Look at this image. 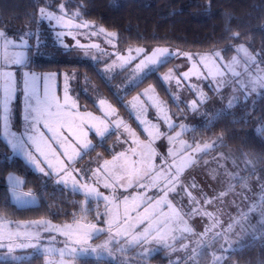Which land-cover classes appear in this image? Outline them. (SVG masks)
<instances>
[{
  "label": "snow or ice",
  "instance_id": "snow-or-ice-1",
  "mask_svg": "<svg viewBox=\"0 0 264 264\" xmlns=\"http://www.w3.org/2000/svg\"><path fill=\"white\" fill-rule=\"evenodd\" d=\"M60 7L62 9L63 5ZM39 13L40 21L47 20L53 23L54 27L86 29L91 26L86 22L73 24L71 20H65L63 16L57 15L55 12H46L44 8H40ZM24 35L38 34L26 32ZM55 35L62 48H69V44L64 42V37L72 36L71 31H57ZM108 35L114 38L116 34L109 33ZM238 36L239 34H235V38ZM20 39L21 43L16 44L8 38L5 31H0V120L3 122L5 135L12 137V148L19 151L39 173L49 178L55 177L57 184L82 193L85 202L94 200L99 204L100 201H103L104 211L102 213L98 211L97 215L107 217V226L101 228L93 223L85 224L81 222L82 218L77 219L74 216L72 224L55 225L50 221L43 220L29 222L23 232L3 228L0 229V250H4V253H0V260L10 258L17 249L27 248L43 252L49 257H59L58 260L50 259L48 264H70L72 258L89 253L96 256L104 253L112 255L111 246H117L120 252H124L126 246L133 245L141 247L143 252L150 244L163 245L165 248L175 250L170 241H176L178 238L183 240L184 234L192 232V229L184 220L181 211L169 200V196L174 194L173 199L179 198L177 203L187 196L189 205L185 215L200 214L198 208L192 207L198 204L196 197L192 196L191 192H187L185 183L181 179L183 169L194 161L190 157L180 158V153L173 155L171 148L163 154H158L153 145L158 139L166 140L169 144L173 143L183 131L187 130V126L182 123H171L170 116L162 107L163 101L149 95V93L155 92L153 86H149L134 96L131 101H128V106L133 109L135 119L140 124L147 125L148 121H141L140 116H146L147 109L151 107L155 109L159 119L165 122L169 129L175 131V128L179 127L181 132L168 135L161 132L159 125L156 124L151 125L155 131L145 127L147 139L140 140L131 126L119 118L116 109L110 104H106L104 100L99 101L98 110L101 115H95L88 111L80 112L77 104L68 94L67 74L64 78V94L61 100L55 90L57 73L37 74L31 70L24 71V69L31 68V49L35 48V54L41 55L40 48L44 45L38 38L31 46L23 37ZM108 43L110 44L111 40ZM10 48L21 50L9 51ZM75 48L84 49V54L88 55L89 48H99V45H83L77 40ZM235 50L238 55L231 58L225 69H221L216 64V60L220 59L219 53L214 56H199L198 60L201 66L209 69L208 74L213 79L225 76L226 72L230 73L234 79L226 80L225 83L235 85L242 92L254 91L256 88L264 89V76H254L253 65L256 63V57L248 52L243 44ZM131 51H136L137 56H132ZM241 53L242 56L239 55ZM173 57L192 60L190 53L174 52L166 47H155L150 50H130L128 56L120 57L122 61L120 67L125 69L130 67L133 61L139 60L132 71L140 73L138 79H142L152 73L158 74V68ZM241 60H243V64ZM209 62L211 67H209ZM16 66L19 67L13 71L12 69ZM236 67H240L241 71H236ZM176 71L179 69L177 68ZM172 72L173 70L170 69L162 79L164 81L172 79ZM191 76L207 79L203 73L199 72L197 63L193 61L192 68L175 79L177 88L181 87L182 80L187 81ZM189 87L198 89L197 85ZM18 92L24 97V111L26 112L24 116L26 127L20 135L11 131L14 116L13 105ZM199 94L203 98V93ZM141 96L146 97L151 103L146 105L141 101ZM231 103L229 101V105ZM191 107L193 110H197L195 100L191 102ZM113 129L122 130L125 138L118 142L124 150L112 154L111 159H103L98 154L94 160H89L87 164L82 163L84 158L95 151L97 147L90 137H98L103 140L112 133ZM184 147L189 148L191 145H184ZM211 147L210 144L204 145L205 149ZM201 150L200 146L196 145L195 151ZM158 158L161 160L159 165L155 163ZM101 160L102 163H100ZM93 162L98 165L95 169L90 166ZM233 164L236 168L239 167L235 161ZM225 174L231 178L232 174L227 172ZM234 175L241 182L242 191L239 195L242 202L246 201L244 207L247 210L236 205L238 218L229 216L226 228L213 217L212 213L203 212V215L213 217V223L205 228L203 234H200V239L196 241L197 245H207L209 240L206 237L211 234L213 240H224L227 244V248L224 244L220 245L221 251L233 250V242L227 239L229 233L239 236L240 233L247 235L251 232L255 238L257 229L251 222L253 216L259 217V231L264 233V178L258 182L259 196L256 194L244 196L243 192L247 190L244 177L239 176L235 169ZM8 179L12 181V192L18 201L24 204L35 203L37 197L32 191L20 190L19 186L23 181L12 175H9ZM82 180L83 183H81ZM184 180L186 181L187 177H184ZM98 186H102L109 195L100 191ZM189 187L198 190L205 203L212 202L202 189H197L194 183ZM228 188L234 192L231 183L228 184ZM223 196L224 193H220L217 198ZM121 205H123L122 212ZM165 207L169 209L168 212L163 211ZM29 228L35 230H27ZM45 233L49 234L47 239H45ZM52 233L59 234L63 240L57 241L56 235H52ZM102 233L107 234V240L93 247L89 242L98 238ZM19 240L25 242L18 243ZM57 243H62L63 247H56ZM183 247L186 249L188 246L184 245ZM66 256L69 258L67 261L64 259ZM15 259H20V257ZM221 260L223 257H214V264ZM121 264L124 262L122 261Z\"/></svg>",
  "mask_w": 264,
  "mask_h": 264
},
{
  "label": "rangeland",
  "instance_id": "rangeland-1",
  "mask_svg": "<svg viewBox=\"0 0 264 264\" xmlns=\"http://www.w3.org/2000/svg\"><path fill=\"white\" fill-rule=\"evenodd\" d=\"M61 5L63 8L61 9ZM46 12H55L57 15H61L65 20H71L73 24H82L88 23L91 25L86 29H62L59 27H54L53 23H50L47 20L38 21L39 25L36 28L24 29L21 32L9 31L7 29L0 28V31H5L9 39H12L16 44L21 43V37L24 40L28 41L29 46L35 44L36 39L38 38L41 43H49L50 41L54 44L60 46L59 41L56 39L55 33L57 31H71L72 36H65L64 42L69 44V48L66 50H72L78 55H81L86 58V60H91L94 63H101L99 66L100 74L110 83L113 91L116 92V95L119 97V103L123 101L122 106L119 103H114V101L108 97L106 94L100 91L99 83L95 80L92 81L89 74L81 71L80 69H61V70H32L24 69V71H33L37 74L54 72L57 73L55 90L56 94L63 99L64 94V78L65 74L68 76V94L72 100L78 106L80 112L88 111L92 112L95 115H101V112L98 110L99 101L104 100L106 104H110L119 114V118L122 119L127 125H130L131 128L137 133V136L140 140L147 139V132L144 131V128L147 127L151 131L155 129L151 128V125H159V130L161 132L167 133L168 135H175V132H181L179 127L175 128V131H172L168 128L167 124L159 119L154 108L149 107L147 109L146 116H140V120H147L148 124L143 125L137 121L133 114V109L128 106V101H131L134 96H137L144 89L149 86H153L155 89L154 93H149L158 98L159 101H163L162 107L168 113L171 118V123L173 124H184L187 126V130L181 133V136L169 144L166 140L158 139L154 143V147L157 150L158 154L165 153L169 148L173 150V155L180 153V158L190 157L194 163L190 164L188 167L183 169L182 172V182L185 183L187 192H191L192 196L196 197L198 204L193 205L192 207L198 208L200 214L192 215L185 213L188 212L189 199L187 196L177 203V199H173L174 194H170L169 200L172 204L181 211L184 220L187 221L188 226L192 229V232L184 234L183 240L177 239L176 241H170L174 246V249L165 248L163 245H154L150 244L147 246V249L142 252V248L138 246H126L124 252H120L117 246H111L113 250L112 255L106 253L96 256L94 254H87L84 256H77L71 259L70 264H79L81 258L85 257H99L115 260L118 264H121L123 261L124 264H214V257H223V260L216 262V264H233L229 258V255L233 250L243 246L247 243L249 237H253L252 233L249 232L247 235L240 233L239 236L228 234L227 239H230L233 242V250L230 251H221L220 245L224 244L227 248V244L224 240L216 241L211 238V234L206 237L209 240L207 245H197L196 241L200 239V234L204 233V217L203 212L211 209L216 210L222 215L221 224L224 227H227V222L229 216L237 217L236 205H239L241 209L247 210L244 207L245 202L241 201V196L239 195L242 191L241 182L235 177L234 169L238 172L239 176L244 177V182L247 184V190L243 192L244 196H249L256 194L259 196V181L264 178V174L260 169L256 167V162L249 156L247 151L236 150L225 144V140L221 136H215L209 138L204 132L208 133V125H210L212 118L217 116L222 112L229 111L233 109L238 104L245 103L246 101L255 102L259 97L264 94V89L256 88L254 91H241L235 85H230L225 83L226 80L234 79L230 73L225 74L223 77H216L213 79L210 76L209 69L201 66L200 61L198 60L199 56H214L216 53H219L220 59L216 60V64L221 68L225 69V66L228 65L232 57H236L238 53L236 48L243 44L248 52L252 53L256 57V63L253 65L254 76H264V49L262 48H253L248 42L242 41L234 46L233 50L230 51L224 47L215 48L212 50H183L175 46L170 45H156V46H142V45H120L118 40V33L114 29H110L100 23L99 21L87 18L82 16V12L78 7L71 8L69 7L67 0H58L56 3L52 1L50 5L42 6ZM40 15V13H39ZM45 24L50 28V33L46 32L47 29ZM103 29V31H101ZM37 33L38 35H28L25 36V33ZM115 33V37H111L108 34ZM44 36V37H43ZM83 45H99V48H89L88 55H85L84 49L75 48L76 41ZM111 40L109 44L108 41ZM155 47H166L171 51H179L180 53H190L192 54V60H188L182 57H173L169 58L166 64L158 68V74L154 79L144 82L145 78L138 79L140 73H134L132 71L135 68V65L139 63V60L132 62L130 67L121 69L120 65L122 61L120 60L121 56H128L130 50L135 49H152ZM35 49V48H34ZM19 51L21 49H9V51ZM36 50V49H35ZM132 56H137L136 51H131ZM242 56L243 54H239ZM195 61L198 65L199 72L203 73V76H206L207 79L197 78L196 76H191L187 81H181V87L177 88L175 84V79L181 77L183 72H187L192 68V62ZM243 64V60H241ZM251 63V62H250ZM19 66L14 67L12 70L16 71ZM209 67L211 64L209 62ZM179 71H176V69ZM172 69V79L169 81H164L162 77ZM236 71H241L240 67H236ZM214 71V69H213ZM19 72L17 75L19 76ZM75 74V75H73ZM190 85H197L198 89H191ZM203 93V98L199 93ZM195 100L197 102V110H193L191 107V102ZM141 101L146 105L151 103L146 99V97L141 96ZM231 101V105H229ZM14 116H13V126L11 131L20 135L24 132L26 127V122L24 116L26 112L24 111V97L18 92L17 99L14 101ZM175 113V115H174ZM138 114V113H136ZM207 119L211 121H206ZM204 124L205 127H204ZM0 134L5 138L8 144L11 147V151L15 155H19L25 159V157L17 150L12 148V137L6 136L3 128V122L0 120ZM93 140L94 144H97L95 151L91 152L89 156L85 157L82 163L87 164L89 160H94L97 155L103 157V159H111L112 154L116 152L123 151L124 148L118 142L124 140V135L122 130L117 131L112 130V133L106 138L101 140L98 137H90ZM182 142V143H181ZM205 144L212 145L211 148H204ZM184 145H191L189 148H185ZM196 145H199L202 149L201 151H195ZM171 159V157H169ZM26 160V159H25ZM27 161V160H26ZM233 161L236 162V166L233 164ZM28 162V161H27ZM103 161L101 160L100 163ZM155 163L157 165L161 164V160L156 159ZM32 166V165H31ZM91 168L95 169L98 165L93 162ZM33 167V166H32ZM37 172L38 170L33 167ZM232 174L231 178L225 173ZM41 174V173H40ZM12 175L19 178L23 181L20 184V190L24 192L32 191L37 199L35 203L24 204L18 201L13 192H12V181L8 179V176ZM45 178H49L41 174ZM184 177H187V180H184ZM52 182L55 185H58L55 181V177H51ZM79 179V178H78ZM7 181L10 186V197L11 200L21 206L26 205H35L39 203V195L32 189L25 187V178L16 171H9L7 174ZM84 181L82 180L81 183ZM195 184L197 189H202L203 192L207 195L208 199L212 201L211 203H205L204 200L200 197V192L194 190L192 187H189L190 184ZM231 183L234 187L233 190L228 188V184ZM64 186V185H60ZM67 187V186H65ZM100 191L104 192L105 195H109L102 186H98ZM68 188V187H67ZM70 189V188H69ZM179 191V188L177 189ZM220 193H224L223 197H219ZM235 193V194H234ZM94 202L95 206L99 207L97 212L104 211V203L100 201L97 204L94 200H89ZM88 202H85L86 205ZM183 205V207H182ZM121 212L123 211V205H121ZM142 210V209H141ZM94 211L92 213H94ZM163 211L168 212L169 209L165 207ZM82 218V219H81ZM238 218V217H237ZM82 223H93L98 227H106L107 217L98 216L94 220L87 219L84 217H79ZM50 221L55 225L63 224H72L73 220L70 222H54L50 218H36V219H26V220H17L10 217H1L0 218V229L7 228L12 231L19 230L21 232L26 230V225L31 221ZM259 217H252V224L256 227L257 232L255 237H260L264 233L259 231L260 225L258 223ZM35 230V229H27ZM221 230V229H217ZM113 231H115L113 229ZM49 234L45 233V239ZM56 235L57 241H62L63 237L57 233H52ZM179 237V234H177ZM107 234L102 233L98 238H94L89 243L95 247L100 245L107 240ZM18 243H23L25 241L19 240ZM35 243V241H33ZM123 243V242H122ZM187 245L185 249L183 246ZM56 247H63L62 243H57ZM194 250V251H193ZM0 253H4V250H0ZM43 254L45 256L44 264H48L50 259H59V257H49L43 252L35 251L32 248L27 249H17L11 254V257L5 260H21L33 257L35 255ZM20 257V259H15ZM66 261L69 258L66 256L64 258Z\"/></svg>",
  "mask_w": 264,
  "mask_h": 264
},
{
  "label": "trees",
  "instance_id": "trees-1",
  "mask_svg": "<svg viewBox=\"0 0 264 264\" xmlns=\"http://www.w3.org/2000/svg\"><path fill=\"white\" fill-rule=\"evenodd\" d=\"M58 0H0V28L21 32L39 25V9ZM69 7L80 9L82 16L99 21L118 33L119 44L170 45L183 50H212L224 47L230 51L242 41L253 48L264 49V0H67ZM46 32L50 28L45 24ZM235 34H239L235 38ZM44 37V36H43ZM41 55L31 49L32 70L77 68L99 83L100 91L119 103L110 83L100 74L101 63L86 60L72 50L49 42L42 43ZM149 74L144 82L154 79ZM122 106V103H119ZM206 121H211L207 119ZM206 124H204L205 127ZM204 132L209 138L221 136L225 144L247 151L264 174V94L255 102L249 100L212 118ZM9 171L25 178V187L35 191L39 203L21 206L10 197ZM84 195L52 178H45L23 157L15 155L0 134V218L36 219L47 217L54 222H70L73 217L94 220L99 207ZM95 209V211H94ZM94 211V213H92ZM233 264H264V234L249 237L247 243L229 255ZM43 254L21 260H0V264H44ZM79 264H118L115 260L85 257Z\"/></svg>",
  "mask_w": 264,
  "mask_h": 264
},
{
  "label": "flooded vegetation",
  "instance_id": "flooded-vegetation-1",
  "mask_svg": "<svg viewBox=\"0 0 264 264\" xmlns=\"http://www.w3.org/2000/svg\"><path fill=\"white\" fill-rule=\"evenodd\" d=\"M205 212H210V213H212L213 214V217L215 218V219H217V220H219L220 221V223H221V221L223 220L222 219V215L216 210V208H214L213 210H211V209H209V210H207V211H205ZM203 217H204V226H205V228H207V227H209L212 223H213V217H208V216H205V215H203Z\"/></svg>",
  "mask_w": 264,
  "mask_h": 264
}]
</instances>
